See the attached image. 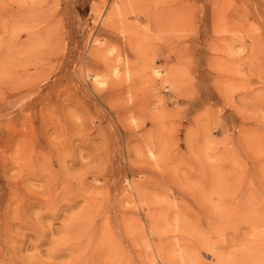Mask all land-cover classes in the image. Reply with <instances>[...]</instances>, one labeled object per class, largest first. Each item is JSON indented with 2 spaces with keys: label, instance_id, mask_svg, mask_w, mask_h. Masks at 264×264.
Masks as SVG:
<instances>
[{
  "label": "rangeland",
  "instance_id": "rangeland-1",
  "mask_svg": "<svg viewBox=\"0 0 264 264\" xmlns=\"http://www.w3.org/2000/svg\"><path fill=\"white\" fill-rule=\"evenodd\" d=\"M174 261L264 264V0H0V264Z\"/></svg>",
  "mask_w": 264,
  "mask_h": 264
},
{
  "label": "bare ground",
  "instance_id": "bare-ground-1",
  "mask_svg": "<svg viewBox=\"0 0 264 264\" xmlns=\"http://www.w3.org/2000/svg\"><path fill=\"white\" fill-rule=\"evenodd\" d=\"M129 1H130V0H129ZM124 3H125V2H124ZM112 7H113V6H112ZM116 8H118V7H116ZM120 9H122V8H120ZM135 9H136V8H135ZM113 11H114V10H113ZM120 11H121V10H120ZM118 12H119V11L117 10V13H118ZM121 12H122V11H121ZM165 12H166V11H165ZM120 14H121V13H120ZM117 15H118V14H117ZM114 16H115V13L112 15V17L110 18V20H113V19H114V18H113ZM117 17H118V16H117ZM112 18H113V19H112ZM115 19H116V18H115ZM115 19H114V20H115ZM112 23H113V22H112ZM51 39H52V38H51ZM35 147H36V146H35ZM214 181H215V180H214ZM214 187H215V185H214ZM219 188H220V187H219ZM159 220H160V219H159ZM159 220H158V222H159ZM165 221H166V220H165ZM155 222H156V221H155ZM160 222H161V221H160ZM167 222H168V221H167ZM159 224H160V223H159ZM159 224H158V225H159ZM162 224H165V223H161L160 225H162ZM166 224H167V223H166ZM158 225H157V226H158ZM184 225H185V224H184ZM162 226H163V225H162ZM162 226H161V229H162ZM169 226H170V225H169ZM176 226H177V225H176ZM167 227H168V226H167ZM158 228H159V227H158ZM174 228H175V227H174ZM174 228H173V229H174ZM152 229H154V226H153ZM155 230L158 231V229H155ZM180 230H181V229H180ZM189 230H190V229H189ZM153 231H154V230H153ZM156 231H155V232H156ZM163 231H164V229H163ZM156 233H157V232H156ZM158 233H159V232H158ZM160 233H161V232H160ZM189 233H190V232H189ZM208 236H209V235H208ZM208 236H207V237H208ZM145 240H146V239H145ZM206 240H207V239H206ZM144 242H145V241H144ZM206 243H207V242H206ZM164 246H165V245H164ZM148 247H149V245H148ZM192 247H195V246H192ZM189 248H190V247H189ZM190 249H191V248H190ZM192 249H193V248H192ZM195 250H196V249H195ZM195 250H194V251H195ZM165 253H166V252H165ZM187 253H188V252H187ZM196 253H197V252H196ZM184 254H185V253H184ZM167 255H168V254H167ZM196 255H197V254H196ZM169 256H170V255H169ZM196 257H197V256H196ZM162 258L165 260V258H164L163 256H162ZM188 258H189V257H188ZM166 259L168 260V259H170V258H166ZM174 260H175V259H174ZM181 260H182V259H181ZM181 260H180V261H181ZM175 261H177V259H176ZM175 261H174V263L176 264L177 262H175ZM165 262H166V260H165ZM167 262H168V261H167ZM182 262H183V261H182ZM168 263H169V262H168ZM171 263L174 264L173 262H171ZM171 263H170V264H171ZM182 264H183V263H182Z\"/></svg>",
  "mask_w": 264,
  "mask_h": 264
}]
</instances>
